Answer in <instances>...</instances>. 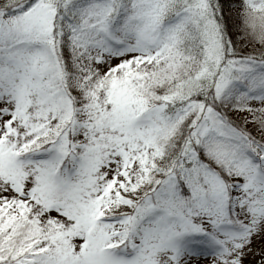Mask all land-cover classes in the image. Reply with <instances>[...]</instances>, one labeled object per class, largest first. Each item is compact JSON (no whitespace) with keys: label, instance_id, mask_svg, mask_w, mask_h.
I'll use <instances>...</instances> for the list:
<instances>
[{"label":"snow or ice","instance_id":"1","mask_svg":"<svg viewBox=\"0 0 264 264\" xmlns=\"http://www.w3.org/2000/svg\"><path fill=\"white\" fill-rule=\"evenodd\" d=\"M0 264H264V0H0Z\"/></svg>","mask_w":264,"mask_h":264}]
</instances>
